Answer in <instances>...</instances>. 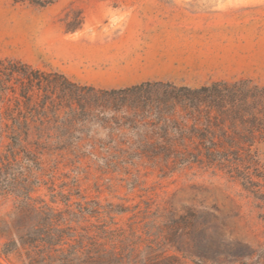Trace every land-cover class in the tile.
<instances>
[{"label": "trees", "instance_id": "trees-1", "mask_svg": "<svg viewBox=\"0 0 264 264\" xmlns=\"http://www.w3.org/2000/svg\"><path fill=\"white\" fill-rule=\"evenodd\" d=\"M14 1L45 8L57 0ZM2 139L7 143L0 151V200L15 201L2 254H16L20 264H216L200 251L205 246L189 247L195 235H207L190 229L192 212L148 215L144 209L141 220L125 230L115 217L129 212L127 207L101 205L77 189L63 191L64 185L56 191L52 177L36 176L43 158L55 162L68 155L73 169L87 161L103 174L131 176L128 190L143 169L166 177L204 167L264 198L254 180L260 178L256 148L264 143V86L251 80L199 87L147 81L108 89L0 59ZM40 185L47 186L48 202L33 197ZM170 248L181 257L168 255Z\"/></svg>", "mask_w": 264, "mask_h": 264}, {"label": "rangeland", "instance_id": "rangeland-1", "mask_svg": "<svg viewBox=\"0 0 264 264\" xmlns=\"http://www.w3.org/2000/svg\"><path fill=\"white\" fill-rule=\"evenodd\" d=\"M152 1L168 6L140 9L141 3ZM141 14L194 16L209 26L204 32H212L230 47L220 59H210L211 67L172 72L169 82L199 87L217 81L251 80L264 86V0H57L45 8L0 0V59L18 60L46 72L59 71L83 85L122 88L136 80L123 79V73L100 61L117 59L114 45L121 21ZM6 143L0 140V151ZM256 155L260 178L254 180L264 193V143L257 146ZM69 158L56 156L55 162L43 158V171L36 176L41 181L52 177L56 191L64 185L63 191L77 189L87 200L101 205L127 207L129 212L115 217L117 226L125 230L131 222L141 220L144 209L150 211L148 215L172 209L178 215L192 212L190 229L207 235H195L189 247L205 246L200 251L216 264H264V198L247 193L229 175L198 166L166 177L143 169L136 187L128 190L125 183L131 176L103 174L87 161L73 169ZM33 197L48 202L47 186L40 185ZM14 206L12 197L0 200V264H20L16 254H2L10 237ZM167 254L181 257L175 248ZM180 260V264H193L189 259Z\"/></svg>", "mask_w": 264, "mask_h": 264}, {"label": "crops", "instance_id": "crops-1", "mask_svg": "<svg viewBox=\"0 0 264 264\" xmlns=\"http://www.w3.org/2000/svg\"><path fill=\"white\" fill-rule=\"evenodd\" d=\"M140 6L152 11L168 5L152 1ZM121 22L122 30L114 45L117 59L100 62L123 73V79L136 80L122 88L168 81L172 72L205 70L211 67L210 59H220L230 49L212 32H204L208 25L190 15L141 14Z\"/></svg>", "mask_w": 264, "mask_h": 264}]
</instances>
